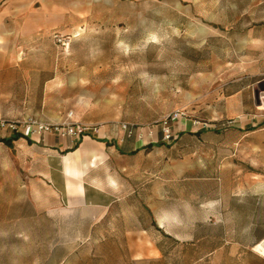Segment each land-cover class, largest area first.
I'll list each match as a JSON object with an SVG mask.
<instances>
[{"label":"rangeland","instance_id":"1","mask_svg":"<svg viewBox=\"0 0 264 264\" xmlns=\"http://www.w3.org/2000/svg\"><path fill=\"white\" fill-rule=\"evenodd\" d=\"M69 113L142 144L87 174L120 200L54 212L0 143V264H264V0H0V119Z\"/></svg>","mask_w":264,"mask_h":264},{"label":"crops","instance_id":"2","mask_svg":"<svg viewBox=\"0 0 264 264\" xmlns=\"http://www.w3.org/2000/svg\"><path fill=\"white\" fill-rule=\"evenodd\" d=\"M100 133L105 135V128ZM11 136L12 133L4 138ZM97 138L99 136L87 135L72 143L68 139L47 135L42 142L37 143L19 137L12 141L10 149L17 148L23 154L19 158L22 169L30 172L45 190L54 195L55 204L51 206L54 212H80L87 209L101 212L98 219L109 212L120 197L108 180L87 179V174L96 168L92 163H95L101 152L105 153L106 148H116L119 156L129 157L139 153L142 144L135 138L132 146L125 143V149H122L118 143Z\"/></svg>","mask_w":264,"mask_h":264},{"label":"built area","instance_id":"3","mask_svg":"<svg viewBox=\"0 0 264 264\" xmlns=\"http://www.w3.org/2000/svg\"><path fill=\"white\" fill-rule=\"evenodd\" d=\"M178 117V114H173L163 122L162 136L164 141L170 142L173 140L174 136L170 125ZM0 128L19 134L21 137L37 143L42 142L43 138L47 135L68 139L72 143H76L84 136H99L100 134L99 128L92 124L73 121L72 113H69L63 122H47L35 118H27L22 121H5L0 119Z\"/></svg>","mask_w":264,"mask_h":264},{"label":"trees","instance_id":"4","mask_svg":"<svg viewBox=\"0 0 264 264\" xmlns=\"http://www.w3.org/2000/svg\"><path fill=\"white\" fill-rule=\"evenodd\" d=\"M200 132H196V135H199ZM21 137L19 134L12 133V136L9 138H2L0 139V142H2L6 147L11 148L12 147V141ZM153 144H148L146 147L150 148Z\"/></svg>","mask_w":264,"mask_h":264},{"label":"bare ground","instance_id":"5","mask_svg":"<svg viewBox=\"0 0 264 264\" xmlns=\"http://www.w3.org/2000/svg\"><path fill=\"white\" fill-rule=\"evenodd\" d=\"M256 249L264 256V239L257 244Z\"/></svg>","mask_w":264,"mask_h":264}]
</instances>
